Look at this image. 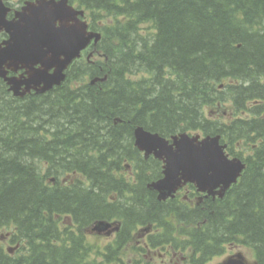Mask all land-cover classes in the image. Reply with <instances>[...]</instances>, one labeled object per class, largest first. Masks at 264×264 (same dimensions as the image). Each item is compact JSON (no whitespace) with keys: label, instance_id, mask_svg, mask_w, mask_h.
<instances>
[{"label":"trees","instance_id":"trees-1","mask_svg":"<svg viewBox=\"0 0 264 264\" xmlns=\"http://www.w3.org/2000/svg\"><path fill=\"white\" fill-rule=\"evenodd\" d=\"M89 4L112 24L104 28V62L83 77L106 75L105 82L75 87L83 79L71 76L55 95L22 101L0 90V232L12 229L21 243L19 256L0 246V264H94L82 236L72 238L58 221L73 215L82 227L104 218L112 192L152 196L144 183L159 166L137 156L138 125L165 137L218 134L245 162L221 200H204L185 221H205L201 233L212 244L232 241L264 264V0ZM146 24L153 33H141ZM219 106L230 112L213 115ZM125 160L138 172L137 187H122ZM66 176L73 183H61ZM140 199L139 212L160 211L152 198Z\"/></svg>","mask_w":264,"mask_h":264},{"label":"water","instance_id":"water-1","mask_svg":"<svg viewBox=\"0 0 264 264\" xmlns=\"http://www.w3.org/2000/svg\"><path fill=\"white\" fill-rule=\"evenodd\" d=\"M78 14L67 6L66 0L53 3L42 0L37 7L25 9L18 25L5 27L10 38L0 49V76L4 75L2 64L7 61L25 67L40 64L42 69L32 71L27 87L42 84L40 92L43 93L59 86L65 78L63 71L71 61L90 39H99V34L95 33L86 36L84 25L68 24ZM56 22L58 26H55ZM52 68L54 71L50 74L48 71ZM98 80L102 79H94L91 84ZM13 90L16 93L14 87ZM133 135L134 145L145 157L153 155L164 162V177L149 185L151 190L158 192L160 200L172 197L187 182L195 184L201 192L222 197L245 167L240 159H230L225 154V145L220 144L219 136L199 139L198 135L190 137L181 133L172 136V143H169L140 126L135 128ZM94 229L105 231L108 225L99 222ZM221 264L245 263L235 256Z\"/></svg>","mask_w":264,"mask_h":264},{"label":"flooded vegetation","instance_id":"flooded-vegetation-1","mask_svg":"<svg viewBox=\"0 0 264 264\" xmlns=\"http://www.w3.org/2000/svg\"><path fill=\"white\" fill-rule=\"evenodd\" d=\"M37 1L39 0H0V47L4 45V41L8 38V35L4 30L6 22L16 20V13L20 12L26 2L37 3ZM72 5L77 10H84L85 13L84 16L81 17V20L85 21L88 24V28L91 29L92 24L87 18L85 6L81 5L79 0H72ZM88 51H82L80 59H83ZM86 60L88 61V57ZM38 67L39 66L37 65L35 68H32L37 69ZM3 69L7 73L6 77L13 78L16 83L23 82L27 78L26 73L28 70L21 68V66H15L7 62L3 66ZM0 85H2L4 92L8 96L11 95L13 97L9 85L1 78ZM36 90H38V88ZM25 91L26 86L21 85L19 93H25L24 96L14 97L18 99H24L31 96L40 98L42 95L36 93V91L32 89L28 92ZM49 93L50 96H53L56 94V90L53 89ZM139 155L140 157H143L142 154L139 153ZM160 166L162 171V162H160ZM133 182L136 185L137 181L133 180L124 181L123 183L132 184ZM192 188L191 185H186L178 190L173 198V205L176 207L182 206V208L185 206L194 207L197 205L200 202L199 198H201V195ZM152 197L157 200L155 194L149 198L142 196L141 199L150 200ZM139 199V197L137 199V197L132 194L120 196V200H123L126 203L131 202L132 209L125 214V217H128V222L126 218V222L123 220L122 212L114 213L115 216H119L120 218H110L109 222H112L117 230L109 235L96 236L95 234L87 233L86 229L78 230L77 228H72L71 232L78 231V236L81 235L83 241L86 239V236L100 238L98 241L92 240V242L95 243L102 258H106L107 251L112 249L113 257L112 262H110L111 264H206L213 259L222 258L223 260L228 256V251L233 248L232 243L227 242L224 244L221 243L220 246H218V249L211 251L209 240L201 238H197V243H192V238L189 234H186L183 228L160 226L169 224L168 219L170 218L175 219L176 217L179 218V216L182 217L183 213L177 214L175 212H170L168 208L169 202L164 203L162 211L154 212L152 210L142 213L138 211V207L136 206ZM157 217H162V221L152 223L146 228L137 226L140 219ZM70 225L73 226L74 224ZM73 235L77 236L75 233H72V236ZM92 242L89 244H92Z\"/></svg>","mask_w":264,"mask_h":264},{"label":"rangeland","instance_id":"rangeland-1","mask_svg":"<svg viewBox=\"0 0 264 264\" xmlns=\"http://www.w3.org/2000/svg\"><path fill=\"white\" fill-rule=\"evenodd\" d=\"M87 15H88V18H90V19H92V17L94 16L95 17V15H96V12H91V11H88V13H87ZM96 18V20L95 21H100L99 19H102L101 21H105V19L101 16V17H99V18H97V17H95ZM108 20L109 19H106V21L108 22ZM148 26H150L149 24H146V25H142L141 26V28H142V34L144 35L145 33H152V29H148L147 31H144V29L146 28V27H148ZM93 60L94 61H99V60H97V57H94L93 58ZM84 82H86V81H84ZM83 82V83H84ZM223 108H226V111H228V112H230V108H227V106H219V107H217V109L213 112V115H215V114H217L218 113V111H223ZM227 117H229V119L231 118V115H228ZM224 119H226V118H224ZM242 150V149H241ZM243 152H245V151H243ZM123 174H124V177H125V179H127L128 181H130V179H131V177H129V173L128 172H125V171H123ZM173 222V221H172ZM174 223V222H173ZM6 232H7V230H5V231H3L2 232V235L4 236L5 234H6ZM2 246H3V248H8V247H14V246H12L13 244H10L9 243V240L8 241H5L3 244H1ZM234 253H240L242 256H243V259H244V261L247 263V264H255V261H254V255H253V252L250 250V249H248V248H243V247H235V249H234V251H233ZM232 252V253H233ZM20 253V251H16L15 253H14V255H16V254H19ZM217 260L218 259H213V260H210L209 262H207L206 264H215V262H217Z\"/></svg>","mask_w":264,"mask_h":264},{"label":"bare ground","instance_id":"bare-ground-1","mask_svg":"<svg viewBox=\"0 0 264 264\" xmlns=\"http://www.w3.org/2000/svg\"><path fill=\"white\" fill-rule=\"evenodd\" d=\"M58 182H59V180H58ZM7 241H8V239H7ZM21 245V244H20ZM12 246H14V245H12ZM13 256V255H12Z\"/></svg>","mask_w":264,"mask_h":264}]
</instances>
